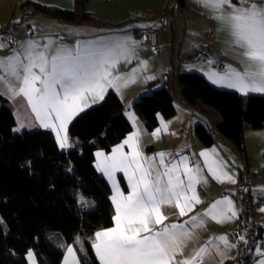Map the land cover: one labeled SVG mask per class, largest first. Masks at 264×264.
<instances>
[{"label": "snow or ice", "instance_id": "6c2138e0", "mask_svg": "<svg viewBox=\"0 0 264 264\" xmlns=\"http://www.w3.org/2000/svg\"><path fill=\"white\" fill-rule=\"evenodd\" d=\"M199 2L213 11L215 19L227 23L232 42L241 49L242 63L247 61L242 72L229 68L225 75L212 73L209 78L245 94L249 90L264 92V0L261 5L239 0V7L232 4V0ZM225 5L232 8L228 16L222 14ZM10 44L16 47L11 55L0 57V84L6 85L13 97L26 99L36 119L56 132L61 148L71 146L67 125L88 106L89 94L94 99H103L106 89L119 91L127 86L128 80L114 75L113 69L121 58L127 61L134 55L133 47L127 42L115 45L103 40L90 44L77 42L69 48L51 39L42 44L35 38L21 42L10 34L0 35V49ZM129 118H132L131 113ZM138 141L139 132L130 135L111 156L101 152L96 154L101 158L97 168L106 173L116 188V195L112 197L116 207L115 227L96 233L94 249L100 264H203L209 245H213L211 240L190 257H184L183 253L186 241L192 237V231L186 225L202 227L204 219L193 216L184 223L165 225L167 216L163 214L162 206H174L183 217L202 202L196 186L207 182L205 169L221 183L224 180L235 183L234 176L223 171L226 162L217 158L215 149L199 153L203 168L200 162L193 165L187 156L166 160L165 153L158 154L157 164L155 157L142 155ZM124 145L129 146L130 154L123 151ZM117 171L127 176L130 185L127 195L116 185L114 173ZM260 211L264 212V208ZM202 216L222 223L238 217V212L233 201L224 197L212 203ZM155 225L162 227L154 228ZM218 239L227 247L234 246L229 245L226 236ZM240 239L244 240V237ZM213 246L219 252V246ZM257 251L264 255V251ZM67 253L65 264H79L72 247L67 248ZM178 256L181 259H177ZM29 257L35 264L31 253ZM260 264H264V260Z\"/></svg>", "mask_w": 264, "mask_h": 264}, {"label": "trees", "instance_id": "16d2710c", "mask_svg": "<svg viewBox=\"0 0 264 264\" xmlns=\"http://www.w3.org/2000/svg\"><path fill=\"white\" fill-rule=\"evenodd\" d=\"M75 1L73 10L30 0L22 4L29 12L69 25L103 23L86 8L89 0ZM180 4L183 7V0ZM157 84L150 81L151 91L132 106L149 131L159 126L161 117L176 115L177 94L194 109L211 108L220 115L213 126L196 124L195 135L204 146L222 136L243 152L245 130L264 129V95L222 89L198 72L178 69L168 71L162 85ZM15 127L14 105L0 94V264H29L31 250L38 264H61L64 251L51 240L53 232L65 243L77 244L82 264H100L95 233L114 225V213L112 189L97 169L95 153L110 152L133 131L123 100L111 91L77 115L68 128L73 142L68 150L60 148L51 130L19 133ZM121 183L125 187L122 177ZM80 195L93 205L80 203Z\"/></svg>", "mask_w": 264, "mask_h": 264}, {"label": "crops", "instance_id": "0c3cea01", "mask_svg": "<svg viewBox=\"0 0 264 264\" xmlns=\"http://www.w3.org/2000/svg\"><path fill=\"white\" fill-rule=\"evenodd\" d=\"M24 1L26 0H0V24L6 23L14 18L17 21L16 30L19 36V41L21 42L29 39L27 36L28 28L32 27L38 32V37L35 39L42 44L51 39L55 41L56 44L65 45L71 48L77 42L90 44L94 41L103 40L104 42L113 45L120 42H127L133 47L134 55H132L127 61L121 58L116 68L113 69L114 75H120L128 80L127 86L121 87L119 91L113 88L106 89L103 94V99H94L93 96L89 94L87 100L88 106L83 109V111H85L88 108L99 104L109 92L114 91L123 100L126 107L127 117L129 118V113L132 114V118H129V120L133 125V131L120 143L115 145L110 152L97 150L95 155L98 152H101L104 156H111L114 149L123 144L130 135L137 132H139L138 142L140 152L144 157H155L157 164L159 161L158 154L165 153L166 160H173L182 156H187L193 165L196 162H200L201 167L203 168V158L200 157L199 153L215 149L217 158L226 162L223 171L234 176L235 183L227 180H224V182L221 183L220 180L212 177L205 169L204 175L207 177V182L196 186L197 193L202 201L200 204L195 205L193 210L183 217L178 215V209L174 206L164 205L161 210L163 214L167 216V219L164 221L165 225L184 223L185 221H190L193 216L204 219V225L202 227L192 228L190 225H186V227H189L192 231V237L186 241L183 253L184 257H190L196 250L201 246L208 244L211 240L213 245L219 246V252L216 247L209 245V251L204 256L203 264H227L229 261L236 258L239 250L232 242L229 232L236 225L238 217L233 218L232 220H226L222 223H217L209 217H203L202 214L212 203L221 200L224 197H228L233 201L239 214V179L247 172L256 174L257 170H260L262 173L260 175V181L256 184L262 182L263 184L257 189L259 195L256 194L257 197L255 196V198L263 199V205L261 208H264V192L261 191V189H264V129L245 130L244 151L242 152L228 139L222 136H218L216 142L212 146H204L193 132L194 125L197 124L193 121L195 110L193 107L185 104L179 94L176 96V99H179L178 103L175 99L177 110L176 115L170 119H164L161 117L159 126L153 131H149L139 116L131 111V104L133 106L134 101H136L142 94L151 91L147 84L150 81L158 80L157 86H161L165 74L171 69H178L179 72H198L204 75L215 86L222 89H232L243 95H264V92L251 90L245 94L237 88L228 87L226 84L214 83L213 79L209 78L212 73H217L223 76L229 71V68L242 72L247 63V61L242 63L241 49L235 46L232 42L233 37L227 23L215 19L213 11L202 6L199 0H183L184 15H180L177 12L169 15V24L163 30L162 47L160 55H158L149 42L136 37L135 30L138 28L157 26L158 14H160L169 4V0H89L86 8L94 12L95 15L103 21V23L99 25H69L58 20L47 18L37 12H26V8L22 4ZM30 1L67 10H73L76 7L75 0ZM249 2H255L258 5H261V0H249ZM232 4L237 7L240 6L239 0H232ZM231 12L232 8L227 5L222 9V14L224 16H228ZM62 35L75 38L76 42H62L60 41V36ZM202 44H213L217 46L221 54V61L224 65L223 69L216 65L217 59L213 57L203 58L191 64L189 62V64L177 62L178 59L180 60V57L189 55L194 47ZM12 49L13 48L9 47L0 49V57L11 55ZM134 69L136 70L135 73H133ZM149 77L154 78L149 79ZM0 94L8 98L14 105L16 118L15 130L21 123L32 124L37 125V127L40 128L51 130L56 137V132L52 128L44 127L40 121L36 119L35 114L31 111L30 106L23 96L13 97L8 91L7 86L4 84H0ZM201 109H203L205 113L210 111L209 108ZM83 111L78 112L73 119ZM179 113H183V118L182 115L179 116ZM209 119L210 125L213 126L215 122L220 119V115L215 113L212 116H209ZM70 123L67 125L68 138V128ZM186 129H189L188 132H186ZM157 130H159L158 135H154ZM61 135H63V132H61ZM57 142L59 145L58 140ZM69 143L71 146L73 145L70 138ZM71 146L60 148L62 150H68ZM123 151L125 153H131V149L128 145H124ZM100 159L101 158L96 155V165ZM258 161H260V163L257 164ZM99 172L111 186V201L115 217L116 207L112 197L116 195V188L113 187V181L109 179L105 172L100 170ZM121 177L125 181V187L121 183ZM114 179L120 191L127 195L130 192V185L125 173L121 171L115 172ZM79 202L87 207L93 205V202L90 199H81L80 196ZM258 218H264V212L260 211ZM113 227H115V220L114 225L110 228ZM153 227L159 228L162 226L155 225ZM107 229H100L96 231V233ZM222 236H226L229 245L234 246H225L223 242L218 239ZM50 237L56 246L64 251L61 264H65V260L68 257V247H72L75 250L79 264H82L77 244L65 243L62 235L55 232L50 233ZM257 250L253 253L251 264H260V261L264 260V255L258 254ZM219 253H223V255H220ZM177 259H181V257L178 256ZM28 262L29 264H33L29 259ZM35 264H38V262H35Z\"/></svg>", "mask_w": 264, "mask_h": 264}, {"label": "built area", "instance_id": "2783aa9c", "mask_svg": "<svg viewBox=\"0 0 264 264\" xmlns=\"http://www.w3.org/2000/svg\"><path fill=\"white\" fill-rule=\"evenodd\" d=\"M176 12L184 15V8L181 6L180 0H170L169 4L158 16V25L155 27L136 29V37L149 42L155 52L160 55L163 30L169 24V15ZM16 26L17 21L14 18L9 22L0 24V35L10 34L19 41ZM27 36L29 38H37L38 32L32 27H29ZM60 41L75 43L76 39L62 35L60 36ZM8 47L14 48L16 45L10 44ZM207 57L216 58L218 67L221 69L224 68L220 51L213 44H202L194 47L189 55L180 57V62H197ZM257 182L254 175L249 173L243 174L239 179V214L236 225L229 232L231 240L239 252L237 257L227 264H251L254 251L257 249L264 251V218H258L263 200L253 196V186ZM241 236L244 237V240L240 239Z\"/></svg>", "mask_w": 264, "mask_h": 264}, {"label": "rangeland", "instance_id": "374dc122", "mask_svg": "<svg viewBox=\"0 0 264 264\" xmlns=\"http://www.w3.org/2000/svg\"><path fill=\"white\" fill-rule=\"evenodd\" d=\"M96 1H99V0H96ZM95 2V1H94ZM169 2H170V0H169ZM30 9H26V12H28ZM11 20V19H10ZM9 20V21H10ZM9 21H7V22H9ZM176 59H178V58H176ZM177 62H179L180 63V60L178 59V61ZM190 64L191 63H193V62H189ZM188 63V64H189ZM176 102L178 103L179 102V99L177 98L176 99ZM195 111H194V115H193V121H195V123H206V124H208L209 123V121H210V119H209V116H212L213 114H215V113H217L214 109H211V108H209V112H207V113H205L204 111H203V109H194ZM131 111L134 113V114H136V112L134 111V109H133V107H132V104H131ZM180 114V113H179ZM182 115V118H183V113H181L179 116H181ZM179 118V117H178ZM209 125H210V123H209ZM195 126H196V124L194 125V135H195ZM40 127H37V125H32V124H26V123H21L20 125H19V127L17 128V129H19L18 131H17V129H16V131L17 132H19V133H21V132H23V131H25V130H28V131H33V130H36V129H39ZM42 129H44V128H42ZM188 130L189 129H186V132H188ZM196 136V135H195ZM254 163H255V160H254ZM258 163H260V161H258L257 162V164ZM260 169H262V168H260ZM252 174V173H250V172H247L246 174ZM261 171L260 170H257V173L255 174H252V175H254V178L259 182L260 181V178H261ZM263 184V182L262 183H260V184H255L254 186H253V192H254V194H253V196L255 197L256 196V194L257 195H259L258 193H257V189L258 188H260L259 186H261ZM257 197V196H256ZM80 198L82 199V198H84L82 195H80ZM259 199H261V198H259ZM263 200V199H262ZM29 253H31L32 254V257L34 258V260H35V262H37V258H36V255H35V252H34V250H31ZM28 259L30 260V261H32L33 262V259L32 258H30L29 257V254H28Z\"/></svg>", "mask_w": 264, "mask_h": 264}]
</instances>
